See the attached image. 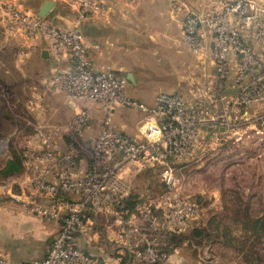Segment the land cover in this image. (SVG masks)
Masks as SVG:
<instances>
[{"label": "built area", "instance_id": "2783aa9c", "mask_svg": "<svg viewBox=\"0 0 264 264\" xmlns=\"http://www.w3.org/2000/svg\"><path fill=\"white\" fill-rule=\"evenodd\" d=\"M74 1L77 24L94 22L105 11V0ZM118 1L134 5L140 0ZM0 21L5 40L16 42L20 51L33 47V41L44 40L45 49L54 55L67 53L73 69L59 71L52 82L80 104L62 128L67 138L63 147L45 139L40 148L25 153L31 211L59 221L60 232L45 258L19 263L0 249V264H104L77 241L89 211L120 215L133 193V179L145 169L195 159L206 151L209 137L218 138L221 131L232 128L237 118L232 119L231 111L237 109L240 118L248 120L255 114L253 110L264 108V0H223L219 9L188 11L182 24L183 42L198 64L206 59L213 62V85L193 91L192 99L179 93H159L154 117L145 122L141 137L112 128L107 118L88 146L81 140L90 126L94 105L103 108L107 117L117 106L145 107L125 94L123 79L113 71L93 69L78 26L60 28L11 0H0ZM229 87L236 89L234 99L226 94ZM85 154L89 162L81 168ZM160 180L164 192L157 200L147 197L148 203H139L131 215L135 224L129 236L134 254L148 264L168 261L170 254L160 237L187 227L198 212L194 201L178 194L181 179L176 169L162 170ZM74 193L79 196H67Z\"/></svg>", "mask_w": 264, "mask_h": 264}, {"label": "crops", "instance_id": "0c3cea01", "mask_svg": "<svg viewBox=\"0 0 264 264\" xmlns=\"http://www.w3.org/2000/svg\"><path fill=\"white\" fill-rule=\"evenodd\" d=\"M11 1L38 15L37 10L45 0ZM54 1V9L44 19L63 29L78 26L93 69L113 71L123 79L125 94L145 107V110L131 107L142 112L139 120L134 116L137 120L135 124L127 122L119 125L112 123L111 116L115 114L116 108L107 117L103 108L94 105L90 126L84 133L87 146L106 124L107 118V124L112 128L133 137H141L145 122L154 117L152 110L159 93H179L192 99L195 97L193 91L213 85V62L206 59L203 64H198L196 55L183 42L182 24L188 11L219 9L223 0H140L134 5L105 0V11L98 20L79 24L78 6L74 0ZM17 46L16 42L8 43L5 40L0 21V77L7 86L16 88L17 102L20 104L16 112L5 115L10 126L17 129L10 132V137H0L2 144L12 142L18 146L11 155L6 154V161L0 165V173L6 183L0 184V194L8 195L0 199V249L13 261L23 263L46 257L60 232L61 223L29 211L25 206L29 204V199L21 201L19 197H13L11 191L15 187L23 196L26 192L32 193L25 153L37 143L41 145L45 139L63 147L67 138L63 137L62 128L73 118L80 104L69 99L66 92L52 82L59 71L73 69L67 53L54 55L45 49L44 40L33 41V47L21 51ZM161 55L170 60L166 59L170 76L164 77L162 85L156 87L153 93L150 92L152 96L143 94L141 88L146 84L147 74L154 76L146 63ZM226 94L234 99L236 89L229 87ZM122 112L120 110V115H123ZM0 134L5 135L4 132ZM40 147L37 145L35 148ZM11 162L19 163L20 168L6 173ZM88 162L82 157L79 165L86 167ZM133 193L140 198L138 192L133 190ZM67 196L77 198L79 195L74 193ZM147 196L140 198L141 204L146 203ZM127 215L128 212L124 210L120 215L107 210L89 211L77 235L80 248L104 264H148L134 254L129 234L135 222L132 213ZM254 221L264 222V215L256 217ZM140 230H144L143 225ZM169 233L182 234L183 228L162 235L160 241L164 247ZM256 233V237L261 240L260 245L264 246V231ZM250 234L247 235L248 239H252ZM169 246V260L156 264H208L188 242ZM253 249L246 250L237 264H264L263 258H259Z\"/></svg>", "mask_w": 264, "mask_h": 264}, {"label": "rangeland", "instance_id": "374dc122", "mask_svg": "<svg viewBox=\"0 0 264 264\" xmlns=\"http://www.w3.org/2000/svg\"><path fill=\"white\" fill-rule=\"evenodd\" d=\"M166 59L170 62L164 55L155 57L153 61L156 62L146 61L154 76L147 74L146 84L141 88L143 94L152 96L156 87L162 85L163 78L169 75ZM15 91V87L7 86L0 77V132L5 133L0 134L2 138L10 137V132L17 129L13 125L11 127L5 117L10 112H16L17 106H20ZM120 110L123 115H120ZM252 112L255 114L249 115L246 120L240 118L241 113L237 109L231 111L232 119L237 118L232 128L221 131L218 138L209 137L207 149L202 155L187 162L156 164L145 169L132 183L140 198L148 195L157 200L158 195L164 192L160 172L164 169L177 170L181 179L178 194L189 197L198 206L197 217L183 228V233L191 235L195 229L202 230L192 245L208 264H237L240 256L253 248L264 261V246L256 237V232L264 231V223L258 224V228L254 226V219L264 215V108H256ZM140 115L142 112L136 108L117 106L111 116L112 123L135 124ZM81 141L85 142L84 134ZM17 148V144L12 142H0V165L6 161V154L11 155ZM82 157L89 160L87 154ZM1 175L0 184H6ZM12 192V196L19 197L21 201H27L32 196L30 192H26L25 196L19 194L15 187ZM7 196L2 193L0 199ZM145 199L148 203L149 198ZM25 206L32 210V205ZM249 232L252 239L247 238Z\"/></svg>", "mask_w": 264, "mask_h": 264}, {"label": "trees", "instance_id": "16d2710c", "mask_svg": "<svg viewBox=\"0 0 264 264\" xmlns=\"http://www.w3.org/2000/svg\"><path fill=\"white\" fill-rule=\"evenodd\" d=\"M20 165L17 162H11L8 165V170L6 173H12L13 171L19 170ZM142 202L140 198H138L137 194H132V196L126 201V206L124 211L128 212L129 216L135 209V207ZM264 222H255L254 226L258 228V224H263ZM202 233V230L195 229L193 234H175V233H169L166 236L165 239V247L163 246V249L166 250L167 252H170V244H181L182 242H188L190 245L192 244L193 240L195 237L199 236ZM54 241V240H53ZM53 243V242H52Z\"/></svg>", "mask_w": 264, "mask_h": 264}, {"label": "water", "instance_id": "95a60500", "mask_svg": "<svg viewBox=\"0 0 264 264\" xmlns=\"http://www.w3.org/2000/svg\"><path fill=\"white\" fill-rule=\"evenodd\" d=\"M55 4L54 0H45L37 10L38 15L42 18L47 17L54 9Z\"/></svg>", "mask_w": 264, "mask_h": 264}]
</instances>
